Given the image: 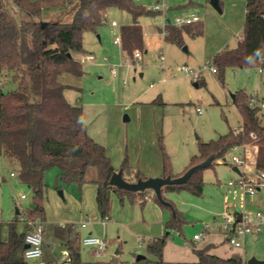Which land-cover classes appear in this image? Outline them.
Listing matches in <instances>:
<instances>
[{"label": "rangeland", "instance_id": "1", "mask_svg": "<svg viewBox=\"0 0 264 264\" xmlns=\"http://www.w3.org/2000/svg\"><path fill=\"white\" fill-rule=\"evenodd\" d=\"M188 1L190 0H135L137 4L150 10L159 4L161 10L153 16L140 18L139 22L144 31L143 45L140 48L142 57L139 65L133 64L129 67L125 60L130 55L121 45L114 43V38L121 36L122 27L132 24L133 20L128 12L111 8L97 32L84 33L85 51L74 53L75 58L81 61L85 75L79 79L68 74L61 76L63 82L73 85L66 90L68 100L83 106L87 112L86 124L89 125L91 136L93 131L101 133L102 136H95L96 141H102L99 143L105 147L104 142L109 141L103 136L105 129L107 130L105 119L108 112L113 113L112 126L116 128L117 125L120 127V124H123L132 131L136 119L139 118L140 108L135 105L130 111L121 112L117 104L123 99H131L132 95L134 97L140 94L145 98L152 96L153 101L150 100L151 104L148 108L155 111L152 116L157 117L155 146L163 158L160 146V141L162 142L170 158L172 173L186 169L191 157L198 154L201 142L217 139L220 135L241 128L243 118L233 101L232 94L242 90L258 97L260 102L264 100V73L260 68H227L222 83L218 75L212 71L213 65L210 61L203 60L198 54L202 47L199 36L191 37L185 34L182 46L169 44L164 40V32L159 28L164 29L167 18L173 24L172 8L175 3ZM192 1L202 5L197 8L201 21L206 19L208 9L219 14L210 0ZM5 2L10 11L16 10L13 0H5ZM44 15L50 21H69L72 18V11L69 8L45 12ZM112 21H116L118 25L113 27ZM242 34L243 31L239 35ZM239 40V36L236 35L230 48L236 47ZM186 49L189 51L187 52ZM88 54H94L96 59L86 60L85 55ZM161 56L165 57L163 61ZM182 66H188L197 72L198 79L204 80L205 84L196 86L195 75L186 74L181 70ZM112 68L118 71L116 78L112 75ZM141 73L143 75H140ZM16 87L15 81L0 74L2 91H12ZM145 106L142 107V113L145 112ZM197 107L202 109L201 114L197 111ZM110 141L117 142L114 141L113 136L110 137ZM125 146L127 148V140ZM126 148L122 162L128 156ZM234 153L246 159V166L244 168L240 166L242 174L235 172L233 165L230 164L233 155L231 151L228 154L229 164L220 160L222 162H214L202 169L205 186L201 195L189 190L163 191V197L173 202L175 208L182 212L186 219L182 232L173 230L170 234L165 231L164 223L171 218L172 212L168 208H162L154 200L150 195L152 190H147L150 193L144 204L130 201L127 197L122 201L118 194L113 193L110 218L103 219L96 204L95 186L92 183L82 186L67 183L59 176V167L51 166L45 173L47 189L44 206L49 229L47 243L55 259H61L63 251L69 250V247L50 230L55 225L67 223H74L77 227L79 237L73 241V247L81 253L83 260L88 262L197 264L198 256L194 251V245L202 247L209 241L214 243L209 251L221 255L230 254L235 248L229 247L224 233L219 229V226L222 227L223 214L227 211L233 212L234 209L239 213L245 204L250 208L253 199L257 201L264 199L262 189L255 194H244L240 184L241 175H245L246 180L259 181V173L254 168L253 158L244 156L242 149ZM13 169V165L7 159L0 157V222L13 219L17 207L22 219L27 221L34 218L27 210L33 198V190L17 181V177L11 176ZM134 170L138 171L137 167ZM230 181L233 184H230ZM60 191H63V195ZM22 195H26L27 198L21 199ZM254 209L264 211L261 205H257ZM82 223H86L87 227H81ZM17 224L18 229L21 230L23 222L19 221ZM43 224L45 227V222ZM9 229L8 225L2 226L1 235L4 239L9 237ZM201 230L206 231L205 237L194 241V234ZM90 233L106 241L105 250L100 256H96L91 248L83 244V238ZM165 233L168 235L167 242L160 256L150 251L149 244L154 237L163 236ZM262 235L261 241L246 246L249 257L258 258L256 252L264 251V231ZM240 251L243 253L242 250ZM30 264L38 263L30 260Z\"/></svg>", "mask_w": 264, "mask_h": 264}, {"label": "trees", "instance_id": "2", "mask_svg": "<svg viewBox=\"0 0 264 264\" xmlns=\"http://www.w3.org/2000/svg\"><path fill=\"white\" fill-rule=\"evenodd\" d=\"M13 3L16 10L10 11L5 0H0V74L17 84L12 91L0 89V157L17 168L20 182L33 190L35 207H28L29 215L43 221L46 219L45 173L51 166L59 167V176L67 183L79 186L93 183L97 186V208L103 219L110 218L113 193L118 194L122 201L127 197L130 201L139 198L144 202L150 193L147 190L132 192L111 184V177L117 169L106 147L89 134L84 123L83 106L68 100L66 90L73 85L63 82L61 76L68 74L79 79L85 75L82 63L74 53L85 51L84 33L97 32L111 8L126 11L132 17V24L121 29L122 49L128 55H133L143 45L144 31L140 18L157 12L137 4L135 0H13ZM69 8L72 11L69 21H50L44 17L45 12ZM203 32L202 21L182 26L168 21L164 38L169 43L182 46L185 34L197 37ZM210 63L216 67L217 77L222 83L227 68L256 67L264 73V0H247L243 34L238 45L221 50ZM197 84L201 86L205 82L197 81ZM233 101L243 118L241 128L201 142L198 154L191 157L182 174L210 156L214 157L210 165L220 160L229 164L228 154L247 145L257 147L255 170L258 173L264 171V108L261 106L264 100L260 102L258 97L240 90ZM252 101L255 105L250 104ZM160 146L164 177H176L172 175L170 158L161 141ZM120 170L128 182L148 179L132 168L128 156ZM204 186L201 169L186 183L164 186L162 197L164 190H189L201 195ZM152 197L162 208L172 212L171 218L164 223L165 231L168 234L173 230L182 232L186 223L184 214L167 198L163 197L165 202H161L155 194ZM19 221L23 222L21 230L18 229ZM3 225L10 228L6 239L1 235ZM31 229L20 212L13 219L0 222V264H30L24 252L26 234ZM55 232L69 247L70 264H104L83 260L81 253L73 247V241L79 237L75 224L55 225ZM167 237L165 233L152 239L150 251L162 256ZM194 251L199 264H246L240 253L225 258L210 253L208 246L194 247ZM43 264L58 262L50 257Z\"/></svg>", "mask_w": 264, "mask_h": 264}, {"label": "crops", "instance_id": "3", "mask_svg": "<svg viewBox=\"0 0 264 264\" xmlns=\"http://www.w3.org/2000/svg\"><path fill=\"white\" fill-rule=\"evenodd\" d=\"M246 2H247V0H219V5L221 7V12H219V14L214 13L213 10H211V9L207 10L206 19H204V21H202L203 25H204V32L202 35L199 36V38L202 41V47H201V51L198 52V54H199V56L201 55L200 56L201 58L203 57V60L211 61L212 58L218 52H220L221 50H223L225 48H230V45L232 44L236 35H238L239 38L241 39L242 35H239V34H240V32L243 31V26H244V22H245ZM199 6H202V5H199V4L197 5L196 2H194L192 0H190L188 2L175 3L174 7L172 8L173 13H174V17L176 15H189L191 13L198 14L197 8ZM167 19L169 20V18H167ZM200 21H201V18H200ZM142 29H143V27H142ZM159 30L162 31V29H160V28H159ZM164 40H165V38H164ZM167 43H169V42H167ZM232 48H234V47H232ZM188 51H189V49L187 50V52ZM74 57H75V55H74ZM140 75H143V73H141ZM197 81L205 82L204 80H201V79H199ZM124 85H126V83H124ZM76 86H74V88ZM130 98L131 99H123V101H121V103H118L117 106L121 108V112H125V111H130L133 107H135V105H137L136 107L140 108V110L138 112L139 118L136 119L134 126L132 128V131L129 130L128 126L126 127L123 124L122 125L120 124V127H119V125H117V127L115 128L114 126L111 125V123H112L111 118H112L113 113L108 112V115L106 116L107 118L105 119L106 120L105 124L107 126L106 127L107 130L105 129V132L103 135V136H105V138L107 140H109V141L104 142L106 144L107 153L110 156L112 163L118 172V170L122 164V158H123L124 151L126 148L125 140H127L126 150H127V153H128L127 155L129 157V161H130L132 168L134 169L135 167H137V169L141 173H143L145 176H147L148 178L164 177L163 158L160 155V153L157 151L156 146H155V141H154V136H155L156 130L158 129L157 125H156L157 124V117H156V115L152 116V114L155 111L148 108V106L150 107V104H151L150 100L153 101L151 99L152 96L145 98L139 94V95H136L134 97L132 95V96H130ZM78 100L79 99H77V101ZM144 105H146L145 106L146 107L145 112L143 111V113H145V115H143V113H142V109H143L142 107H144ZM156 114H157V111H156ZM136 115H137V113H136ZM86 121H87V112L84 109V123L85 124H86ZM107 122H109L110 126ZM86 126H87V124H86ZM88 126H87V128H88ZM93 130H95V128ZM88 132L91 135V131L89 128H88ZM93 132L94 133H92V137L93 136L94 137L95 136H102L101 133H95L96 131H93ZM111 136H113L114 141H117V142L113 143L112 141H110ZM94 139L97 140L96 137ZM99 142H102V141H99ZM118 142H119V144H118ZM239 149H242L244 151V156H247L249 159L253 158V160L255 162V156H256V150H257V147L255 145L254 146L253 145H247L244 147H238L237 149L232 151V154H235L234 152L238 151ZM228 159H229V157H228ZM225 161L226 160H223L224 163H225ZM220 162H222V161H220ZM185 168H187V167H185ZM254 168H255V166H254ZM13 170L14 171H11V176L18 178L17 168L16 169L14 168ZM239 170H241V169L239 168ZM184 171H185V169L183 171H177L176 173H172V175H176V177H178V176L182 175V173ZM241 174H242V172H241ZM17 181H20L19 178L17 179ZM86 184H89V183H86ZM93 185L95 186V198H96L97 186L95 184H93ZM258 191H260V190H258ZM150 195L153 196L154 192L151 191ZM245 195H248V194H245ZM263 200L264 199H262L261 201H257L256 199H253L252 206L249 208L248 204H245L246 207L244 206L243 210H241V211H248L249 213L252 214V216H254L255 211L261 210V209H254L255 207H257V205H261L264 208V206L262 205ZM136 201H138L141 204H144L147 200H145L143 202L141 199L138 198ZM30 204H33L32 200H31ZM96 204H97V202H96ZM233 212L237 213V210L234 209ZM15 214H16V209H15ZM44 222H45L44 235L46 234L45 245H44V254L42 255L41 258L34 259V262H36L38 264H43L44 261L50 257L55 258L52 251L50 250L49 243H47V238H48L47 233L49 232L48 231L49 229H48L47 224H46L47 220L45 219ZM67 224H69V223H67ZM70 224H74V223H70ZM82 224H86V223H82ZM82 224H81V227H84V228L87 227V224L85 226H82ZM59 225H61V224H59ZM64 225H66V224H62L61 226H64ZM50 231L54 236H56L62 242V240L57 236V234L55 232V226H53ZM263 231L264 230H262V232ZM262 232L259 235H249L246 238L245 245H244L243 249H241V248L235 249L234 251H232L228 255H221V254L212 252V250L209 252L212 254H216L218 256H221V257H225V258L230 257L234 253H240L241 256L243 257V259L245 260V263L247 264L248 259H250L251 257H249L247 252H246V246L253 243V242L256 243L258 241H261V239H263ZM89 235H92V234L90 233ZM157 237H161V236H157ZM154 238H156V237H154ZM194 241H196V240H194ZM225 241H226V238H225ZM207 246H208V249H210L211 247L214 246V243L212 241H209L208 243H206L202 247H197L196 245H194V247H196V248H203V247H207ZM87 247L91 248L93 253L95 254L94 247H91V246H87ZM240 250H242L243 253ZM245 254H247V255L245 256ZM256 256H258V259L264 260V251H260L258 253L256 252ZM196 263L199 264L198 261Z\"/></svg>", "mask_w": 264, "mask_h": 264}, {"label": "built area", "instance_id": "4", "mask_svg": "<svg viewBox=\"0 0 264 264\" xmlns=\"http://www.w3.org/2000/svg\"><path fill=\"white\" fill-rule=\"evenodd\" d=\"M153 11L159 12L161 10V6L158 4L153 7ZM168 20L165 21V26L168 23ZM200 21V16L196 13H191L189 15H176L173 18V24L182 26L186 24H191L193 22ZM111 25L117 26L116 21H112ZM165 26L163 32L165 34ZM114 43L119 44L122 46V39L121 36H116L114 38ZM142 57V52L140 50L134 51L133 55H130L126 60L125 63L127 67L130 65L136 64L139 65V60ZM94 54L85 55L86 60H95ZM165 59L164 56H161V60ZM105 60L108 59L105 57ZM181 70L184 71L186 74H194L195 79L199 80V76L197 72H194L188 66H182ZM112 75L116 77L118 75V71L116 68H112ZM212 71L214 73L217 72L215 66H212ZM263 72L262 69H260ZM126 83V80L124 81ZM251 105H255L254 102H250ZM262 108H264V103H261ZM197 111L199 113L202 112L200 107H197ZM237 149V148H235ZM234 149V150H235ZM231 164L233 166H246V159L244 157H240L236 154H233L231 157ZM245 172V169H243ZM243 172V173H244ZM259 181H250L245 179V175H241L240 184L243 187V191L245 194H255L258 190H264V171L259 173ZM233 184V182H229ZM26 195H22L21 199H25ZM27 211L25 209H21ZM27 216V215H26ZM28 219V217H26ZM28 224L32 227L31 231L26 234L25 242L28 247L25 248L24 255L28 260L39 259L44 254V245H45V237H44V222L41 218H31L27 220ZM86 224H82L85 226ZM222 227L219 226V229L225 235L226 242L230 248L235 249H243L245 245L246 238L249 235H257L260 234L264 227V211L257 210L252 216L251 213L248 211H240L239 213L227 211L223 214V222ZM206 231L201 230L200 232L194 234L193 239L199 240L205 237ZM83 244L86 246L94 247L96 256H100L102 252L105 250L106 241L105 239L99 238L97 236L88 235L87 237L83 238ZM63 257L61 259H56L58 264H70L72 261V257L69 250L63 251Z\"/></svg>", "mask_w": 264, "mask_h": 264}, {"label": "water", "instance_id": "5", "mask_svg": "<svg viewBox=\"0 0 264 264\" xmlns=\"http://www.w3.org/2000/svg\"><path fill=\"white\" fill-rule=\"evenodd\" d=\"M210 3L216 10L221 12L219 0H210ZM197 85L198 84L196 83V86ZM235 95L236 94H232V97L234 98ZM213 159H214L213 156L208 157L204 162L191 167L184 174L178 177H171V176L155 177V178H148L145 180L139 179L137 182H128L126 179H124L123 173L120 170L113 174L110 182L112 185L116 186L117 188L132 191V192L152 190L161 202H165L162 197V188L164 186L186 183L196 171L210 166ZM233 170L241 174V171L239 170L237 166H233ZM60 194L62 195L63 192L60 191ZM262 205L264 206V200L262 202ZM29 207H35V205L29 204ZM19 212H20L19 208H16V213L18 214ZM25 247H28V245H26ZM247 264H264V260H261V259L256 258L255 256H252L250 259H248Z\"/></svg>", "mask_w": 264, "mask_h": 264}]
</instances>
